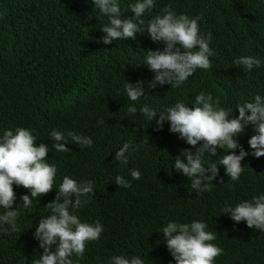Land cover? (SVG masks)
<instances>
[{
  "label": "trees",
  "instance_id": "obj_1",
  "mask_svg": "<svg viewBox=\"0 0 264 264\" xmlns=\"http://www.w3.org/2000/svg\"><path fill=\"white\" fill-rule=\"evenodd\" d=\"M134 2L118 0L122 19L133 18L129 6ZM154 5L141 17L145 27L167 5L177 15L199 17L202 29L212 28L218 51L213 60L258 57L261 67H253L250 78L255 80L259 73L264 86V0H154ZM108 23L109 18L94 8L92 0H0V134L17 127L30 129L37 143L48 145L47 162L57 169L52 191L34 199L30 208L20 205V196H30V191L13 184L17 197L13 207L20 205L21 232L0 230V264H32L39 258L43 250L33 233L41 217L50 214L45 205L55 198V187L64 176L78 183L93 181L94 196L86 197L89 203L75 214L82 222L99 219L106 227L100 243H86L82 258L73 254V264H95L113 252L138 253L144 256L145 264H164L168 252L163 236L157 234L162 221L210 222L209 212L215 217L214 227L211 222L209 228L222 249V241L230 240L233 255H248L245 264H264V236L237 230L239 223L222 214L226 205L238 204L233 188L245 185V201L264 193V166L254 165L252 157L245 159L250 177L238 184L231 183L220 166L219 178L223 177L224 183L220 184L219 178L213 181L214 196L209 191L197 193L190 179L174 169L186 141L169 131L167 121L157 130L155 119L148 122L139 111L133 115L127 111L133 104L138 109L147 104L157 112L177 101L193 106L195 96L203 92L211 93L220 107L233 109V115H238V105L252 102L257 94L264 95L250 88V82L222 77L212 69L202 71L196 81H192L193 76L188 78L179 88L165 84L149 89L147 82L154 73L143 64L146 50L162 49L163 43H154L145 31L138 32L135 40L104 44L99 40L104 35L100 28ZM250 72L244 70L245 74ZM137 80L145 81V95L133 102L123 88L126 81ZM243 98L250 100L242 102ZM53 129L66 137L69 131L88 136L92 147L80 148L68 140L66 146L71 151L56 152L50 136ZM252 133L249 124L239 137L249 139ZM124 142L138 146V151L128 154L127 165L115 164L110 152ZM131 169L139 170L141 178L132 180ZM118 175L127 176L131 184L170 192L171 201L182 202L185 215L178 211L169 218L163 209L137 207L133 202L137 187L117 189ZM3 211L0 208V213ZM222 263L229 264L227 255Z\"/></svg>",
  "mask_w": 264,
  "mask_h": 264
},
{
  "label": "clouds",
  "instance_id": "obj_2",
  "mask_svg": "<svg viewBox=\"0 0 264 264\" xmlns=\"http://www.w3.org/2000/svg\"><path fill=\"white\" fill-rule=\"evenodd\" d=\"M95 9L109 18V23L103 25L100 31L104 33L99 38L104 44L113 41L136 39L138 32H147L154 43H163V48L146 50L143 64L154 73L151 81L147 82L149 89L157 85H170L179 88L192 77L196 81L202 71L213 70L217 75L234 80L250 82V88L264 95V86L260 75L255 80L250 78L253 67H261V60L255 56H240L220 58L214 61V53H218L212 28H201L199 17H189L187 14L177 15L171 5L165 6L161 14L148 20L145 27L141 19L146 10L153 8L154 0H136L129 8L134 13L133 18H121V8L118 0H92ZM218 27L215 28L217 31ZM244 70L251 71L248 74ZM145 81L124 84L129 100L138 102L145 95ZM259 90H257V89ZM250 100L249 98L240 99ZM236 111L219 106V100H214L211 93H198L193 106L177 101L162 111L142 105L139 109L135 104L127 109L130 115L139 111L148 122L155 119L157 130H162L164 123H169V131L178 134L186 141L185 147L176 156L174 169L191 181V188L197 193L211 192L214 196L213 181L219 178L221 168L231 183H243L248 180L243 162L252 157L253 164L264 166V97L257 94L252 102L248 101L237 106ZM234 111V112H233ZM232 113V115H231ZM103 123V121H99ZM251 124L254 133L249 139L239 137L246 127ZM55 141L53 148L56 152H70L68 140L78 144L80 148H91L93 141L90 137L78 135L72 131L67 137L61 131L53 129L50 133ZM138 151V146L131 142H124L110 152V158L115 164L127 165L128 154ZM49 147L45 143H37V137L30 129L17 127L3 131L0 134V230L21 232L18 225L20 215L18 206L25 209L32 206L33 200L49 193L54 188L56 166L48 163ZM218 154H221L218 159ZM183 157V158H182ZM131 179L138 180L141 173L131 169ZM115 187L128 190L137 187V194L133 195V202L137 207L150 208L153 211L163 209L165 216L175 217L180 211L185 215V207L181 203L170 200V192L154 191L145 184H131L127 176H117ZM223 184V177L219 178ZM22 186L31 195L22 194V204L13 207L17 197L13 188ZM55 198L45 207L50 214L39 220L33 233V238L39 242L43 250L38 259L32 264H73L72 256L82 258L86 250V243L93 241L100 243L105 235L103 221L93 223L82 222L75 211L83 208L94 196L93 181L86 180L78 183L69 176H64L59 184ZM245 185L239 189L233 188L234 199L238 204L226 205L222 211L231 220L239 223L237 230L264 236V193L254 196L251 201L243 199ZM250 198V195H248ZM209 212V211H208ZM210 214V222L193 220L187 223L168 222L159 225L157 234L163 236L167 256L164 264H223L227 255L229 264H245L247 256L233 255L230 240L222 241L223 249L216 239V233L209 227L215 217ZM164 218V216H162ZM220 218L223 219L222 215ZM7 225L8 227H4ZM136 226L138 233H141ZM55 249L53 250V246ZM144 256L138 253L113 252L95 264H145Z\"/></svg>",
  "mask_w": 264,
  "mask_h": 264
},
{
  "label": "bare ground",
  "instance_id": "obj_3",
  "mask_svg": "<svg viewBox=\"0 0 264 264\" xmlns=\"http://www.w3.org/2000/svg\"><path fill=\"white\" fill-rule=\"evenodd\" d=\"M234 248V247H233Z\"/></svg>",
  "mask_w": 264,
  "mask_h": 264
}]
</instances>
